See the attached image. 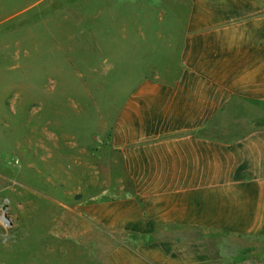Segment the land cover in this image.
Listing matches in <instances>:
<instances>
[{
	"label": "crops",
	"instance_id": "obj_1",
	"mask_svg": "<svg viewBox=\"0 0 264 264\" xmlns=\"http://www.w3.org/2000/svg\"><path fill=\"white\" fill-rule=\"evenodd\" d=\"M40 5L66 70L87 51L107 75L121 57L131 77L120 78L111 122L100 85L66 102L80 113L97 105L105 139L94 121L87 136L46 132L41 142L58 183L81 196L75 207L138 238L98 264H264V0H37L30 9Z\"/></svg>",
	"mask_w": 264,
	"mask_h": 264
},
{
	"label": "rangeland",
	"instance_id": "obj_2",
	"mask_svg": "<svg viewBox=\"0 0 264 264\" xmlns=\"http://www.w3.org/2000/svg\"><path fill=\"white\" fill-rule=\"evenodd\" d=\"M34 1L0 0V264H98L116 245L117 233L75 207L81 196L58 183L56 162L42 159L41 142L46 132L87 136L97 105H80L86 110L80 113L66 102L86 97L91 84L100 85L98 108L111 122L125 96L120 78L131 77L124 74L121 57L107 75L104 58L87 57V51L73 55L76 64L67 71L60 64L54 19L49 33L39 19L42 6L30 9ZM139 67L145 68L144 60ZM94 123L105 139L109 126ZM100 148L115 157L107 143Z\"/></svg>",
	"mask_w": 264,
	"mask_h": 264
},
{
	"label": "trees",
	"instance_id": "obj_3",
	"mask_svg": "<svg viewBox=\"0 0 264 264\" xmlns=\"http://www.w3.org/2000/svg\"><path fill=\"white\" fill-rule=\"evenodd\" d=\"M116 245L117 244H130V245H134L133 241H136V236L135 235H125V234H118L116 236H114ZM264 241V240H263ZM132 243V244H131ZM251 249V248H250ZM262 250L264 251V245L262 246ZM247 251V250H246ZM252 251H248L247 254H250ZM246 252H243V256H245Z\"/></svg>",
	"mask_w": 264,
	"mask_h": 264
}]
</instances>
